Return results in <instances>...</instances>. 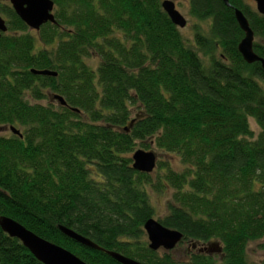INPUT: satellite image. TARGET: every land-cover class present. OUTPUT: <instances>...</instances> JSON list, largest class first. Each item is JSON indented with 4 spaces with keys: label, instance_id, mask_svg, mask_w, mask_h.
<instances>
[{
    "label": "trees",
    "instance_id": "16d2710c",
    "mask_svg": "<svg viewBox=\"0 0 264 264\" xmlns=\"http://www.w3.org/2000/svg\"><path fill=\"white\" fill-rule=\"evenodd\" d=\"M52 1L56 24L32 34L0 0V217L86 264L117 263L59 227L142 264H180L148 249L154 219L182 244L220 245L219 259L183 264H249L248 244L264 239V72L238 53L234 10L260 58L264 17L248 0H188L190 44L160 0ZM150 149L169 160L135 172L132 154ZM151 195H168L162 215ZM0 264L41 263L0 229Z\"/></svg>",
    "mask_w": 264,
    "mask_h": 264
},
{
    "label": "water",
    "instance_id": "95a60500",
    "mask_svg": "<svg viewBox=\"0 0 264 264\" xmlns=\"http://www.w3.org/2000/svg\"><path fill=\"white\" fill-rule=\"evenodd\" d=\"M248 1L254 5L255 11L264 17V0ZM8 3L16 16L29 30L38 31L41 26L47 23L52 25L56 24L53 14L54 3L52 0H8ZM224 3L227 7H230L227 0H224ZM160 7L173 26L179 30L186 27L187 21L175 9V4L172 1L164 0L160 3ZM234 18L244 35L238 44V53L244 63L247 65L259 63L264 72V58L258 57L253 52L252 45L254 35L249 28L248 21L242 12L237 9L234 10ZM6 32L7 27L5 21L0 17V35L5 34ZM31 73L45 77L57 76V73L48 70H32ZM52 100L58 102L61 106H65L63 98L58 95L52 96ZM9 130L12 134L21 137L15 128L10 127ZM131 161V168L135 172L149 175L156 168L157 157L154 152L137 150L132 154ZM0 229L8 237L18 240L20 244L41 264H86L67 250L38 237L10 218L0 217ZM59 230L68 239L85 248L105 252V254L117 264H142L118 253L104 251L90 240L76 234L70 229L59 227ZM143 231L146 235L147 247L153 252H157L160 249L166 252L171 251L182 241V234L179 231L170 230L154 219H149L144 223ZM216 247L218 248V251H221L218 245H216Z\"/></svg>",
    "mask_w": 264,
    "mask_h": 264
},
{
    "label": "rangeland",
    "instance_id": "374dc122",
    "mask_svg": "<svg viewBox=\"0 0 264 264\" xmlns=\"http://www.w3.org/2000/svg\"><path fill=\"white\" fill-rule=\"evenodd\" d=\"M161 2L164 0H160ZM172 1L175 4V9L184 17V19L187 21V25L184 29L179 30L180 34L185 40H188L190 44H192V36L193 32L191 30V26L195 24L196 22L192 20L189 17L188 14V0H168ZM254 6V5H253ZM32 34H35V32L32 31ZM89 65L92 68H95L96 66V60H91L88 62ZM47 102H43V104H46ZM250 128L252 131L255 133L258 131L256 125L252 120H249ZM0 136H8L7 130L4 128H0ZM150 152H156L154 149H150ZM156 154V153H155ZM157 160L159 159L160 161H168V158H165L160 155H156ZM178 163L176 160H173V167L177 168ZM168 195L161 197V196H156V195H151V201L153 206L155 207V210L158 215H162L164 212V203L167 200ZM147 242V240H146ZM264 242V239L258 242L250 243L248 244L246 248V259L249 264H264V251L260 249L259 245ZM217 243L212 242V246L216 247ZM220 246V245H219ZM192 246L187 243H179L173 250L171 251H164L162 249L157 251L158 256H162L164 253H167L170 255V257L173 259L174 262L183 264L189 260V257H186L185 252L188 248H191ZM196 249L193 250V252H197L200 249L208 248L209 245H196ZM215 258L219 259L222 257L219 253L215 252Z\"/></svg>",
    "mask_w": 264,
    "mask_h": 264
},
{
    "label": "flooded vegetation",
    "instance_id": "af4514ba",
    "mask_svg": "<svg viewBox=\"0 0 264 264\" xmlns=\"http://www.w3.org/2000/svg\"><path fill=\"white\" fill-rule=\"evenodd\" d=\"M196 248L197 247L195 245L192 246L191 248H188L185 252V255H187L186 257H190L191 254L193 253V250H195ZM197 252L206 257H215L216 255L215 252L219 254L221 253V251H218L217 247L212 246V242L209 244L208 248L200 249Z\"/></svg>",
    "mask_w": 264,
    "mask_h": 264
}]
</instances>
